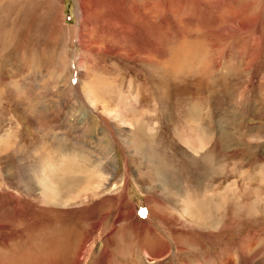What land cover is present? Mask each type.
<instances>
[{"label": "rangeland", "instance_id": "rangeland-1", "mask_svg": "<svg viewBox=\"0 0 264 264\" xmlns=\"http://www.w3.org/2000/svg\"><path fill=\"white\" fill-rule=\"evenodd\" d=\"M0 264H264V0H0Z\"/></svg>", "mask_w": 264, "mask_h": 264}, {"label": "snow or ice", "instance_id": "snow-or-ice-1", "mask_svg": "<svg viewBox=\"0 0 264 264\" xmlns=\"http://www.w3.org/2000/svg\"><path fill=\"white\" fill-rule=\"evenodd\" d=\"M141 215H143V213H141Z\"/></svg>", "mask_w": 264, "mask_h": 264}]
</instances>
